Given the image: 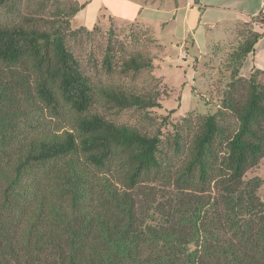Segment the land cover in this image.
<instances>
[{
    "label": "trees",
    "instance_id": "16d2710c",
    "mask_svg": "<svg viewBox=\"0 0 264 264\" xmlns=\"http://www.w3.org/2000/svg\"><path fill=\"white\" fill-rule=\"evenodd\" d=\"M18 1L0 8L14 13ZM49 4L47 17L0 22V264H264L262 180L245 179L264 158V69L240 75L262 34L211 47L214 111L174 123L172 112L153 116L157 88L92 85L67 39L102 31L71 29L77 1L37 2ZM102 33L108 74L154 69L139 51L118 57L113 23ZM99 108L156 126L118 124Z\"/></svg>",
    "mask_w": 264,
    "mask_h": 264
},
{
    "label": "rangeland",
    "instance_id": "374dc122",
    "mask_svg": "<svg viewBox=\"0 0 264 264\" xmlns=\"http://www.w3.org/2000/svg\"><path fill=\"white\" fill-rule=\"evenodd\" d=\"M39 1L19 0L16 6L17 11L14 13H10L7 7H1L0 22L8 24L16 22L20 17L29 15L47 17L52 6L49 4L43 9L37 5ZM78 1L84 7L71 19L72 30L81 27L92 29L98 26L100 31L104 32L113 23L119 38L123 40L125 45V54L120 55L117 53L118 57L122 58L128 53L139 51L152 58L154 64L152 71L142 70L137 74H120L116 69L115 72L108 74L101 65L107 39L104 33L97 34L95 32L93 38H68L67 46L81 60L82 72L90 79L92 85L99 86L110 83L132 90L157 88L162 95V109L156 110L153 116L157 117L172 112L169 115L170 120L174 123L180 122L185 115L197 117L214 111V107L209 105L211 103L209 94L215 92L212 90V86L216 82L220 83L221 69L208 63V59H203V56L200 57L199 48L195 50L192 46L191 38L188 34H185L180 20L177 19L166 25L164 24L166 20L157 25L153 21H148V24L142 25L139 23L124 25V20H122L124 16H130L134 13V9L127 2L124 4L120 0ZM128 1L140 2L144 4L143 7L147 8L156 7L158 8V15L164 16L162 14L167 11L171 12L176 2L180 0ZM146 12L148 11L146 10ZM115 14L120 17L116 16L115 18ZM245 29H248V27H242L241 31ZM131 31L138 33V40L134 41L130 38ZM197 37L199 40L197 46L203 47L207 41L202 40L200 36ZM142 38L151 40L150 42H140ZM211 47L213 46L210 45V49H208L210 56L213 55ZM214 75H218L216 81H214L216 79ZM99 109L107 118L118 124L139 127L147 131L153 130L156 126L155 121L147 120L144 113L133 110L116 112L104 108ZM255 177L262 180V185L257 194L259 197L264 198V158L257 167L251 169L245 175V179Z\"/></svg>",
    "mask_w": 264,
    "mask_h": 264
},
{
    "label": "crops",
    "instance_id": "0c3cea01",
    "mask_svg": "<svg viewBox=\"0 0 264 264\" xmlns=\"http://www.w3.org/2000/svg\"><path fill=\"white\" fill-rule=\"evenodd\" d=\"M120 1L124 4L127 2L134 9V13L130 16L123 15L124 25L136 23L142 25L148 24V21H153L157 25L163 20H166L164 21L166 25L177 19L180 20L185 34L191 38L192 46L195 50L199 48L200 57L208 53L210 45H228L239 41L241 28L247 26L248 29L262 36L245 58L240 75L247 78L253 67L264 69V25L258 20L263 16L260 10L264 0H180L176 2L171 12H164L162 14L164 16L158 15L156 7L147 8L140 2ZM116 16L115 14V18ZM197 36L207 41L203 47L197 46L199 41Z\"/></svg>",
    "mask_w": 264,
    "mask_h": 264
},
{
    "label": "built area",
    "instance_id": "2783aa9c",
    "mask_svg": "<svg viewBox=\"0 0 264 264\" xmlns=\"http://www.w3.org/2000/svg\"><path fill=\"white\" fill-rule=\"evenodd\" d=\"M260 13H261L262 15H264V3H262V5H261Z\"/></svg>",
    "mask_w": 264,
    "mask_h": 264
}]
</instances>
